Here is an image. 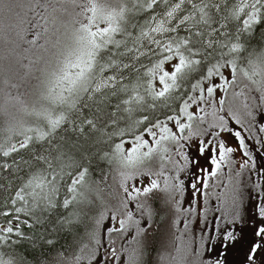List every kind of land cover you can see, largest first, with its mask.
Segmentation results:
<instances>
[{"label":"snow or ice","instance_id":"1","mask_svg":"<svg viewBox=\"0 0 264 264\" xmlns=\"http://www.w3.org/2000/svg\"><path fill=\"white\" fill-rule=\"evenodd\" d=\"M19 9L0 71V264H31L21 244L55 247L61 233L79 254L56 264H147L160 210L173 231L157 264H230L241 248L242 264H264V44H252L264 41V0ZM100 164L112 184L94 179Z\"/></svg>","mask_w":264,"mask_h":264},{"label":"trees","instance_id":"2","mask_svg":"<svg viewBox=\"0 0 264 264\" xmlns=\"http://www.w3.org/2000/svg\"><path fill=\"white\" fill-rule=\"evenodd\" d=\"M8 5L7 8L0 6V71L4 68L3 56L5 54V39L6 36L9 35L7 26L13 23L17 18V12L20 11L19 5L22 3V0H6ZM254 47H260L261 44H264V41H261L259 37L252 41ZM15 112V109H12ZM3 117L0 116V124L3 123ZM193 157L196 155V149L193 147L191 149ZM262 156L258 155L257 164L260 163L261 166H264ZM102 175H107L108 184H112L111 175H109V169L106 165L100 164L98 167L94 166L93 177L96 180H99ZM102 188H104L103 195L106 199H110L109 192L111 189L108 188L107 185L102 184ZM216 202L213 201V204ZM185 204H187V199L185 200ZM157 209H162V205L159 201H157L154 205ZM25 231H28L25 229ZM42 229L39 230L36 235H40ZM173 229L171 228V220L169 214L166 211L160 210L158 215L154 218L153 228L150 230L147 238L148 244V253L145 257L147 264H157L158 257L163 253L166 245L171 239V232ZM193 231L199 236V229L193 225ZM245 237H251V231L245 229ZM116 240V247L119 250L122 244H126V239H121L116 234H113L112 237ZM19 251L23 254L31 264H41V262H45V264H56V260L59 256H67L71 258L72 253L74 251L78 253L76 242L74 236L69 233H61L59 237V242L55 247L48 246H40L38 243L35 247L31 244L25 242L22 243ZM245 248H241L239 250L233 251L229 256L230 264H242L245 259ZM111 260V257H109ZM127 260L126 255H121L120 260L117 264H125ZM82 264H87L86 254L85 259L82 261Z\"/></svg>","mask_w":264,"mask_h":264},{"label":"rangeland","instance_id":"3","mask_svg":"<svg viewBox=\"0 0 264 264\" xmlns=\"http://www.w3.org/2000/svg\"><path fill=\"white\" fill-rule=\"evenodd\" d=\"M21 91L23 92L24 90L21 89ZM258 167H261L260 163L258 164ZM222 179H223V177H222ZM258 179H260V178L258 176H256L255 173H253L251 175V177H249L247 174L245 175V181H246V185H247V187L245 189V204H246V206L248 207L249 210H251V207H252L253 204L258 202L257 201L258 193H257V191L254 188V182L256 180H258ZM225 183H226V180H225ZM215 191L223 192L224 189H223V187H221L219 189H216ZM213 201H215V200H213ZM213 201H212V203H213ZM208 224H209V227H211V225H212L211 218L209 219ZM196 227H197V229H199V233H200V229L203 228L204 225H203V223H201L199 226H196Z\"/></svg>","mask_w":264,"mask_h":264},{"label":"flooded vegetation","instance_id":"4","mask_svg":"<svg viewBox=\"0 0 264 264\" xmlns=\"http://www.w3.org/2000/svg\"><path fill=\"white\" fill-rule=\"evenodd\" d=\"M262 158H263V161H261V162L264 163V156H262Z\"/></svg>","mask_w":264,"mask_h":264}]
</instances>
